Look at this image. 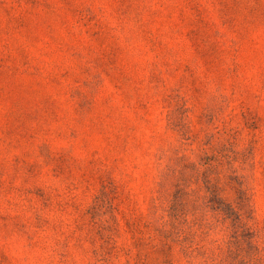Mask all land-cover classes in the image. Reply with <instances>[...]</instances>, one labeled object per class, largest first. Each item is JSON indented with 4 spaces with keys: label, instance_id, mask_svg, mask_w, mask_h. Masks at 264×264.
Wrapping results in <instances>:
<instances>
[{
    "label": "rangeland",
    "instance_id": "374dc122",
    "mask_svg": "<svg viewBox=\"0 0 264 264\" xmlns=\"http://www.w3.org/2000/svg\"><path fill=\"white\" fill-rule=\"evenodd\" d=\"M0 264H264V0H0Z\"/></svg>",
    "mask_w": 264,
    "mask_h": 264
},
{
    "label": "trees",
    "instance_id": "16d2710c",
    "mask_svg": "<svg viewBox=\"0 0 264 264\" xmlns=\"http://www.w3.org/2000/svg\"><path fill=\"white\" fill-rule=\"evenodd\" d=\"M224 213H225L226 215H228V216H227L228 218H230V216H229V213H228V212H225V210H224Z\"/></svg>",
    "mask_w": 264,
    "mask_h": 264
}]
</instances>
